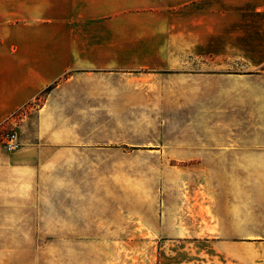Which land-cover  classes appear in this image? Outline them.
Listing matches in <instances>:
<instances>
[{
	"label": "crops",
	"instance_id": "crops-1",
	"mask_svg": "<svg viewBox=\"0 0 264 264\" xmlns=\"http://www.w3.org/2000/svg\"><path fill=\"white\" fill-rule=\"evenodd\" d=\"M157 70L178 101L179 205L164 258L142 264H264V0H0V264H31L37 235L85 233V108L109 82L119 95V73Z\"/></svg>",
	"mask_w": 264,
	"mask_h": 264
},
{
	"label": "rangeland",
	"instance_id": "rangeland-1",
	"mask_svg": "<svg viewBox=\"0 0 264 264\" xmlns=\"http://www.w3.org/2000/svg\"><path fill=\"white\" fill-rule=\"evenodd\" d=\"M115 87L108 83L100 107L85 108L95 120L86 125L90 137L77 145L87 147L75 156V225L85 233L35 236L31 264L164 258L165 214L178 215L179 205L178 101H170L164 70L119 73L117 97Z\"/></svg>",
	"mask_w": 264,
	"mask_h": 264
},
{
	"label": "built area",
	"instance_id": "built-area-1",
	"mask_svg": "<svg viewBox=\"0 0 264 264\" xmlns=\"http://www.w3.org/2000/svg\"><path fill=\"white\" fill-rule=\"evenodd\" d=\"M1 143L7 150H16L22 145L18 132L14 129L2 134Z\"/></svg>",
	"mask_w": 264,
	"mask_h": 264
},
{
	"label": "trees",
	"instance_id": "trees-1",
	"mask_svg": "<svg viewBox=\"0 0 264 264\" xmlns=\"http://www.w3.org/2000/svg\"><path fill=\"white\" fill-rule=\"evenodd\" d=\"M52 88H53V85H51V86H49L48 88H46V89L42 92L41 96L46 95V94H47Z\"/></svg>",
	"mask_w": 264,
	"mask_h": 264
}]
</instances>
